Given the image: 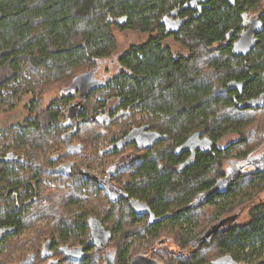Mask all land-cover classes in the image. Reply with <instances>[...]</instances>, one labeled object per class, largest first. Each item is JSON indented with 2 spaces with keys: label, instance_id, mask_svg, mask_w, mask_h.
<instances>
[{
  "label": "trees",
  "instance_id": "16d2710c",
  "mask_svg": "<svg viewBox=\"0 0 264 264\" xmlns=\"http://www.w3.org/2000/svg\"><path fill=\"white\" fill-rule=\"evenodd\" d=\"M194 1L205 3L0 0V97L4 109L29 97L35 110L6 132V136L10 132L22 144L61 141L63 130L55 122L61 105L54 100L45 108L41 95L59 84L72 85L77 77L96 71L109 60L118 48L114 28L148 35L145 42L132 44L117 55L123 70L91 90L85 99L80 97L82 111L131 112L129 116H118L112 125H98L89 119L78 135L85 144L98 139L112 141L140 122L167 136L139 158L135 171L125 173L119 180L127 179L131 194L146 202L157 217L164 218L153 224L142 221L138 226L143 217L128 211L126 205L117 204L111 241H122L117 264H129L135 256L131 254L135 235L142 240L148 236L156 241L157 248L174 236L183 248H188V255L179 247V254L168 260L153 254L156 249H151V257L164 264H209L225 256L233 264H264V198L254 201L264 192V166L250 162H257L264 151L256 152L258 141L248 131L257 112L264 109V33L249 56L236 55L232 52V44L238 38L234 31L248 0H207L200 14L186 7V3L197 5ZM176 13L188 15L190 21L181 33L167 34L164 17ZM109 15H126L128 21L122 25L109 22ZM171 37L188 52H174L166 42ZM251 75L254 79L242 94L227 89L228 83L247 80ZM254 101V105L240 107ZM17 126L21 130L16 131ZM196 132L207 136L213 148L199 150L196 160L180 171L176 165L187 159L190 151L177 152L176 148ZM229 134L237 138L225 146L219 145ZM260 143L262 146L263 141ZM20 150L26 151L22 146ZM33 152L34 148L29 152L31 157H36ZM96 200L99 206L109 207L102 192ZM73 204L77 201L70 205ZM245 208L248 220L240 223L233 216ZM200 210H209L211 220L203 221V226L195 230ZM161 235L166 236L161 239ZM77 264L98 261L90 257Z\"/></svg>",
  "mask_w": 264,
  "mask_h": 264
},
{
  "label": "flooded vegetation",
  "instance_id": "af4514ba",
  "mask_svg": "<svg viewBox=\"0 0 264 264\" xmlns=\"http://www.w3.org/2000/svg\"><path fill=\"white\" fill-rule=\"evenodd\" d=\"M193 3L197 5L186 3V7H192L200 14L205 3ZM244 4L240 23L234 31L238 38L232 44V52L234 53L235 46L240 51L250 49L248 54L242 55L249 56L264 33V0H248ZM164 19L166 33L174 35L181 33L185 24L190 21L188 15L178 13L174 16L167 15ZM101 66L94 71V78L105 81L96 78H102L98 72ZM121 70L123 66L117 65L114 73L108 72L106 80ZM52 90L54 89L45 90L41 100L44 101ZM55 90L57 96L44 107H50L54 100L61 105L58 120L55 121L63 130L59 143L46 141L39 145L33 142L22 144L14 140V134L9 132L10 135L6 136L12 125L20 124L35 113V110L29 97L19 99L14 107L6 109L0 97V264H17L27 259L30 264H74L95 256L97 261L100 259L101 264H105L108 254L114 256L117 264L111 243L114 239L113 223L118 210L116 205H126L128 211L143 217L138 226L142 221L153 224L160 218L146 202L131 194L127 179H123V182L119 180L125 173L135 171L139 158L162 140H157L161 132L148 123L140 122L112 141L98 139L95 143L85 144L78 140V135L81 126L89 123V119L98 125H112L116 123L118 116H129L131 112L122 110L110 114L111 109L92 112L78 110L76 103L80 101V88L59 84ZM71 95L75 97L69 100L67 97ZM20 104L24 107L25 118L20 115L13 118L15 115L12 114L17 111L15 107ZM75 104L77 108L73 109ZM10 110L14 112L5 116V111ZM17 113L21 114L22 111ZM19 126L16 131L21 130ZM69 133L72 136L68 143L66 136ZM196 133L193 135L196 136ZM129 134L131 141L122 147H114ZM197 134L202 138L199 137L200 141L196 146H193L195 141L188 142V139L176 148L177 152L190 151V156L176 165L180 171L196 160L197 152L202 149L199 146L208 142L207 136H203L201 132ZM77 145H81L80 151L74 147ZM20 146L26 151L22 152ZM37 147H40L38 151ZM32 148L36 157H31L29 153ZM48 155L50 158H46ZM255 161L250 162L259 167L264 166V156ZM101 192L109 201L107 208L99 206L96 200ZM57 195L59 199H56ZM73 201H77V204L72 206L70 204ZM92 202L97 206L86 207ZM103 210L110 212L101 216ZM69 227L71 229L68 230ZM3 256L7 259H2Z\"/></svg>",
  "mask_w": 264,
  "mask_h": 264
},
{
  "label": "rangeland",
  "instance_id": "374dc122",
  "mask_svg": "<svg viewBox=\"0 0 264 264\" xmlns=\"http://www.w3.org/2000/svg\"><path fill=\"white\" fill-rule=\"evenodd\" d=\"M114 34H115L116 39H117L118 48H117L116 53L109 60L105 61L102 64V66L98 69V72H99L100 76L102 77V78H98L96 76V78L99 79V80H106V78L109 76V74H108L109 71L111 73H114L117 70V65H119L118 61H117V55H119L120 53L125 51L127 48H129L130 45H132V44H140L142 42H145L147 40V38H148L147 34L141 33L140 31L131 30V29L118 30L117 28H114ZM166 42H168L167 44L173 49L174 52H178V53H186V52H188V50L185 48V46H183L180 43H178L172 37L169 38ZM10 87L11 86H9V88ZM56 87L57 86L53 87L54 90L50 91L47 94V96L44 98V101L42 102V104L44 106H45V104L49 103L51 101V99H53V98H55L57 96V93L54 92V91H56L55 90ZM11 90L12 89L10 88V91ZM96 98L97 99H101V96L97 95ZM15 108H17L16 109L17 111H16V113L12 114V116L15 115V117H13V118H18L19 115L22 118H25L24 107L20 104V105H18V107H15ZM11 111L12 110L8 111L10 113L5 111V116H8V115H10L11 113L14 112V111H12V112ZM20 111H22V113L18 114L17 112H20ZM21 117H19V118H21ZM248 129H249L248 131L251 133V135H252V137L254 138L255 141H258V143L263 141L262 146H261V143L260 144H258V143L256 144V145L259 146V148H258V150L256 152L260 154L261 152L264 151V109L257 112V119L255 120V122L253 121L252 125ZM199 137H201V136H199ZM236 138H237V136L235 134H229L225 138H223L222 140L219 141V145L225 146V145L229 144L230 142L234 141ZM58 196L59 195H57L56 199H59ZM259 198H264V192H261L258 195V197L254 199V201L258 202ZM96 206H97L96 204L90 203L86 207L93 208V207H96ZM104 207L107 208L106 206H102V208H104ZM108 212H110V211L109 210H103L102 214L105 215ZM209 212H210L209 210H205V212L200 210L197 213L198 223H197V226L195 227V230H199L203 226V224H204L203 221L205 223H209V221L211 220L210 219L211 218V213L209 214ZM233 217L238 222L245 223L248 220V209L245 208V209L240 210L236 214V217H235V215ZM115 219H116V216H115ZM135 236L132 237V242H131L132 253L131 254L136 255V253H141V254H145V255L151 256L152 255V250L151 249H156L153 252V254L158 255L161 259H164V260H168L169 257H173V255H175V254H179L180 248L182 250L186 251V255L189 254L188 248L187 247L183 248L180 245L177 237L176 238H174V236L170 237L172 239H170L169 243H168V241H167V244L162 243L157 248L156 245H155L156 241L151 240L150 238H148V236H145V240H142L141 236H136V237H140L139 239H137ZM165 236L166 235H161V239H164ZM120 242H122V241H120V239H117L112 244V249L114 250L116 257H117V254H119ZM144 252H147V253H144ZM94 258H96V261H97V257L95 256ZM99 262H100V259L98 261V264H99ZM77 263L78 262H75L74 264H77ZM70 264H72V263H70Z\"/></svg>",
  "mask_w": 264,
  "mask_h": 264
},
{
  "label": "water",
  "instance_id": "95a60500",
  "mask_svg": "<svg viewBox=\"0 0 264 264\" xmlns=\"http://www.w3.org/2000/svg\"><path fill=\"white\" fill-rule=\"evenodd\" d=\"M108 21L109 22H118L119 24H125L127 21H128V16H121V17H118V18H114L112 17L111 15H109L108 17ZM250 51V49H247V50H237L236 49V46H235V50H234V54L236 55H246L248 54ZM254 79V76L251 75V77L247 80H243V81H235V82H230L228 83V86H227V89L229 90H238V92L240 94L243 93V90L245 88V86L248 84V82H250L251 80ZM106 82L105 81H98L94 78V71H90V72H86L82 75H80L79 77H77V79L75 80V82L72 84V88H80L82 90V93H81V97L82 98H86L87 94L91 91V90H94L96 89L98 86H100L101 84H105ZM264 97V93L263 95L261 96V99ZM256 101L254 102H245L243 104H240V107H244L245 105H254ZM78 108L81 106V101H79L78 103H76ZM76 104L73 106V109L77 108L76 107ZM81 108H79L78 110H80ZM199 133V132H197ZM196 133V136H191L188 140V142H194V145L193 146H196V144L200 141L199 139V134ZM71 136H72V133H69L67 134L66 136V141H68V143L71 141ZM167 136L166 135H162V134H159L157 136V140L159 139H166ZM199 138V139H198ZM132 139H130V134L127 135L125 138H123L122 140H120L119 142H117L114 147H122L125 143L131 141ZM206 145V146H205ZM187 146V145H186ZM74 147H77L78 148V151H80V147L81 145H77V146H74ZM201 147L202 149L201 150H210L213 148V142L208 138V142L207 144H203L202 146H199ZM198 147V148H199ZM204 147V148H203ZM126 196V195H125ZM164 217H161L159 218L162 219ZM158 219H156V221H159ZM30 264V260H26V261H22L20 263H17V264ZM105 264H115V258L112 254H108L106 256V259H105ZM130 264H164L154 258H151V257H146L144 255H136ZM209 264H233V261L230 259V257H220V258H216V259H213L212 261L209 262Z\"/></svg>",
  "mask_w": 264,
  "mask_h": 264
}]
</instances>
